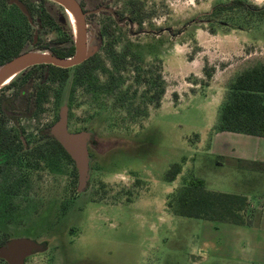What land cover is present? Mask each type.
I'll use <instances>...</instances> for the list:
<instances>
[{
	"label": "rangeland",
	"instance_id": "obj_1",
	"mask_svg": "<svg viewBox=\"0 0 264 264\" xmlns=\"http://www.w3.org/2000/svg\"><path fill=\"white\" fill-rule=\"evenodd\" d=\"M79 1L89 12V49H98L103 40L102 67L93 74L98 89L78 87V69H71L38 115L0 124V243L28 238L43 244L44 250L25 264H264L261 246L248 240L237 246V235L226 229L231 225L209 228L204 220L175 215L168 206L184 183L198 177L208 181V188L243 193L260 207L264 175L260 182L247 168L221 166L210 147L230 82L264 63V16L241 8L214 15L217 6L234 0H140L146 18L141 25L131 19L134 0ZM243 1L264 6V0ZM41 4L35 0L33 6ZM55 6L63 29L47 25L39 30L13 0H0V31L11 43L23 38L24 48L36 50L29 35L50 41L67 26L73 30L65 9ZM126 48L140 57L142 74L151 70V80L160 71L164 76L159 107L150 99L159 90L156 83L146 92L147 84L135 82L137 64L114 67ZM28 70L11 82H31L30 100L39 79ZM112 77L117 87L101 90ZM7 86L0 88V101L13 92ZM127 89L129 99L120 105L117 94ZM64 105L70 130L92 133L89 185L82 193L75 163L44 134ZM175 164L182 172L170 182L167 173ZM0 264L7 262L0 259Z\"/></svg>",
	"mask_w": 264,
	"mask_h": 264
},
{
	"label": "trees",
	"instance_id": "obj_2",
	"mask_svg": "<svg viewBox=\"0 0 264 264\" xmlns=\"http://www.w3.org/2000/svg\"><path fill=\"white\" fill-rule=\"evenodd\" d=\"M20 1L25 4L32 16L34 12L38 13V18L34 19V21L38 22L40 26L39 30L44 29L47 25L55 26L56 29H63L57 17L59 9L56 8L54 2L40 0L42 1L41 6L35 8L33 6L35 0ZM81 4L84 6V3ZM14 5L30 25L28 16L22 12L16 3ZM132 5L134 6V16L131 18L132 22H137L142 25L146 19L142 2L140 0H134L132 1ZM230 8H241L247 13L264 16V6L259 7L247 4L243 0H234L228 4L217 6L213 13L214 15L221 14ZM94 15L95 14H91L90 17ZM10 26V29H12L13 25ZM73 31L71 27L67 26L64 34L50 41H45L40 36L37 41H35V35L33 33L28 36V41L37 50H49L52 54L61 58L72 57L76 51L75 31ZM22 39L23 38L19 39L16 43H11L9 34L3 30L0 31V56L2 57L0 66L13 57L27 51L23 46L24 42ZM102 43L103 40L100 38L98 41L99 48ZM1 45H3V48H1ZM99 48L96 53L90 56L85 62L70 68H61L48 64L32 67L33 74L37 75L39 70V75L41 76H39V84L35 94L31 100L28 101V109L33 110V112H31V114H17L15 110H13L17 107L16 101L19 97V93H21V89L25 88L26 90L29 88V85L26 84L27 82L22 81L23 86H21V89L15 87L11 94L4 95L1 99L0 124L6 123L8 120L18 121L21 118H33L36 114L38 115L39 112L44 110L47 103H50L53 91L55 90H53V87L65 82L69 77V71L71 69H78L75 79L78 87H82L88 92H96L99 84L98 78L94 77L93 74L102 67ZM128 58H130L131 62ZM117 59L118 63L115 64V68H119V62L121 64L123 63L125 66L128 65V63L137 64L140 57L137 54H132L131 50L126 48L117 54ZM136 71H138V76L135 82L139 85L143 83L147 84V86H145L146 92L152 90V85H154V83L158 86V92L155 96L150 97V99L151 101H156V106L159 107L162 95L166 92V81L161 71L153 78L154 81L149 77L151 70L142 74L137 64ZM16 81L17 79L11 82V84H8L7 87H13ZM114 83L115 79L112 77L101 87V90H114L117 87ZM3 88L4 87L1 89ZM228 88L229 92L221 107L220 118L214 130L264 137V63L254 64L244 69L234 77ZM116 99L117 103L125 105L129 99L128 89L125 92H119ZM44 134L49 137L51 141L57 145L62 154L73 163L69 154L62 145L50 135L48 129L44 131ZM2 135L3 132L0 126V140ZM238 166L241 168L264 171V163L261 162L238 161ZM1 170L2 168L0 166V174ZM181 172L182 167L180 164L173 165L167 173V180L173 182ZM75 182L76 179L73 180V183ZM168 206L175 215L179 216L226 222L236 225H250L253 222V216L250 215L247 210L249 202L246 197L210 190L207 188L205 180L198 177H192L189 182L184 183L174 193Z\"/></svg>",
	"mask_w": 264,
	"mask_h": 264
},
{
	"label": "water",
	"instance_id": "obj_3",
	"mask_svg": "<svg viewBox=\"0 0 264 264\" xmlns=\"http://www.w3.org/2000/svg\"><path fill=\"white\" fill-rule=\"evenodd\" d=\"M59 4L63 8H72L76 13L79 22V33L75 34L76 51L72 57H58L49 51L28 50L11 60L7 61L0 67V81L12 70L19 65L26 63L25 69L40 64H51L61 68H70L85 62L90 56L94 55L97 48L89 49L88 33L86 24V12L79 0H48ZM14 3L26 14L33 22L32 15L25 4L20 0H13ZM37 38V37H36ZM49 133L53 136L69 154L78 171L79 193L84 192L89 185L90 178V156L89 142L92 133L87 131L72 132L69 127V106L64 105L59 112V118L49 128ZM44 245L38 241L28 238H14L0 246V258L7 264H25V261L32 254L44 250Z\"/></svg>",
	"mask_w": 264,
	"mask_h": 264
},
{
	"label": "crops",
	"instance_id": "obj_4",
	"mask_svg": "<svg viewBox=\"0 0 264 264\" xmlns=\"http://www.w3.org/2000/svg\"><path fill=\"white\" fill-rule=\"evenodd\" d=\"M214 133L215 134L212 138L210 153L219 158L218 162L221 166L231 164L230 167L238 171L240 170L236 169V167L238 168V161L264 163V137L253 136L244 133H235L230 131L215 130ZM248 170L256 176L257 181L260 180L261 182L262 180L263 182L264 178L262 179L261 177L262 175H264V171L254 169ZM205 182L207 186L208 181L205 180ZM208 189L244 196L243 193L223 191L222 189H216L214 187ZM261 196L263 195L261 194ZM248 202V208L251 209L248 210V213L253 216V222L250 225H236L226 222H218L205 219L202 220H204L205 223H209L205 224L209 228L215 227L217 229H221L223 225H231L226 229H229L237 235V239L234 243L239 246L242 245V243L240 242L245 241L244 243H246V240H248L249 242H253L252 244H254V246L259 244L262 250V253L261 251H259V260L264 262V212L263 209H261L264 208V197H262L261 199L262 203L260 207L257 206L253 201L249 200Z\"/></svg>",
	"mask_w": 264,
	"mask_h": 264
},
{
	"label": "flooded vegetation",
	"instance_id": "obj_5",
	"mask_svg": "<svg viewBox=\"0 0 264 264\" xmlns=\"http://www.w3.org/2000/svg\"><path fill=\"white\" fill-rule=\"evenodd\" d=\"M15 4V3H14ZM65 9V8H64ZM65 11L67 12V14L69 15V11H67L66 9H65ZM32 18H33V16H32ZM33 21H34V18H33ZM72 22V21H71ZM72 26H73V30L75 29L74 28V25L72 24ZM75 31V30H74ZM34 35H35V41H37V39H38V34L37 33H34ZM37 37V38H36ZM37 50V49H36ZM28 51V50H27ZM42 51V50H41ZM45 51H49V50H45ZM25 52V51H24ZM50 52V51H49ZM16 57V56H15ZM14 58V57H13ZM11 60V59H10ZM9 61V60H8ZM7 62V61H6ZM5 62V63H6ZM3 65V64H2ZM1 65V66H2ZM41 65V64H40ZM48 65H51V64H48ZM0 66V67H1ZM34 66H36V65H34ZM34 66H31V67H29L28 69L29 70H32V74H33V69H32V67H34ZM25 70V69H24ZM24 70H22V71H24ZM28 70V71H29ZM21 71V72H22ZM27 71V70H26ZM20 72V73H21ZM39 70H38V74L37 75H32L33 76V79H39ZM41 77V76H40ZM27 85H29V88L28 89H26L25 90V88L24 89H21L22 87L21 86H23V83L21 82V81H16V84L13 86V87H8L9 89H12L13 91H14V89H15V87L17 88V89H21V93H19V97L17 98V101H16V104H17V107H16V109H13V110H15V112L17 113V114H20V113H26V114H31V112H33V110H30V109H28V98H30V96H31V94H30V91H32L31 89L33 88V84L31 83V82H27L26 83ZM8 85V84H7ZM6 85V86H7ZM5 87V86H4ZM6 96V95H5ZM4 97V96H3ZM32 98V97H31ZM26 100H28L27 102H26V106H24V107H22L21 106V102H24V101H26ZM31 100V99H30ZM21 106V107H20ZM0 116H1V114H0ZM12 121V120H11ZM12 122H15V121H12ZM49 130V129H48ZM7 243V241H5V242H2V243H0V246H3V245H5ZM1 259V258H0ZM3 260V259H2ZM5 261V260H4Z\"/></svg>",
	"mask_w": 264,
	"mask_h": 264
},
{
	"label": "bare ground",
	"instance_id": "obj_6",
	"mask_svg": "<svg viewBox=\"0 0 264 264\" xmlns=\"http://www.w3.org/2000/svg\"><path fill=\"white\" fill-rule=\"evenodd\" d=\"M67 11H69V17L72 21V24L74 25L75 34L78 35L79 33V22L78 17L76 13L73 11L72 8H65ZM28 66L26 63H23L19 65L16 69L10 71L1 81H0V88L6 86L9 84L16 76L19 74L22 70H24Z\"/></svg>",
	"mask_w": 264,
	"mask_h": 264
}]
</instances>
